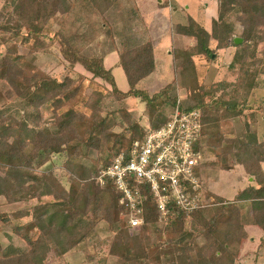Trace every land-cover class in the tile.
<instances>
[{
    "label": "trees",
    "instance_id": "obj_1",
    "mask_svg": "<svg viewBox=\"0 0 264 264\" xmlns=\"http://www.w3.org/2000/svg\"><path fill=\"white\" fill-rule=\"evenodd\" d=\"M38 1L52 7L50 16H62L53 37L63 60L70 68L81 65L91 74L95 86L85 91L83 74L73 79L68 73L60 81L28 61V69L16 73L17 61L23 58L15 54V46L0 58V109L5 105L4 99L16 97L34 108L36 114L8 115V120L12 119L5 122V114L0 111V206L3 201L38 200L37 204L10 214L0 210V223L27 218L12 225L26 248L13 244L3 247L0 243V264H46L51 250L62 258L87 241L101 222L106 223L110 235L106 243H100L104 250L96 251L101 254L96 264H105L107 258L113 260L112 264H237L240 246L248 238L246 224L262 232L254 263L264 262V138L259 140L256 130L246 121L240 135L224 131L233 118L246 117L243 110L250 90L260 86L258 78L264 74V69L256 65L258 46L264 45V0H218L217 17L212 19L210 32L191 16L186 23H176L175 33L192 37L194 44L173 49L176 83L173 86L169 82L153 92L137 86L156 69L146 28L145 41L130 44L122 38L116 50L115 67L123 71L128 84L125 90L119 88L114 68L105 64L107 52L84 53L85 45L100 35L101 27L106 25V13L120 0ZM22 26L19 20L0 22L1 41L7 43L22 34ZM9 31L10 36H5ZM22 35L23 44L31 47L30 51L43 49L40 29L28 27ZM235 36L241 37L242 42L235 44ZM31 37L34 40L30 43ZM230 46L233 52L227 67L235 76L234 82L208 86L200 82L194 57H210L215 50ZM112 50L115 52V48ZM218 85L230 89L218 95ZM180 88L186 92V97L179 100L180 108L198 110L201 115L200 152L204 154L209 149L213 154V159L201 155L195 171L203 167L229 170L241 165L253 182L231 199L200 187L204 205L191 211L170 200L165 222L160 221L155 196L144 185L147 197L142 204L143 222L130 227V210L119 202L121 193L112 180L101 184L98 176L116 154L129 153L135 140L144 139L169 119ZM130 96L144 102L146 125L132 121L124 107L117 110L120 121L116 117L109 119L107 100L121 101ZM45 110L52 115L48 124L42 115ZM116 125L123 127L118 133L113 131ZM94 150L100 155L91 164L83 162ZM106 151L109 153L103 158L101 154ZM53 155H64L70 165L68 189L60 185L52 167H45Z\"/></svg>",
    "mask_w": 264,
    "mask_h": 264
},
{
    "label": "rangeland",
    "instance_id": "obj_2",
    "mask_svg": "<svg viewBox=\"0 0 264 264\" xmlns=\"http://www.w3.org/2000/svg\"><path fill=\"white\" fill-rule=\"evenodd\" d=\"M162 1L167 2L168 8H158L157 3ZM182 5V6H181ZM187 5L190 8L187 9ZM149 6H151L149 8ZM172 6L178 7V13L175 15L172 13ZM181 6V7H180ZM194 6V7H193ZM217 6L218 0H120L118 5L111 8L106 13V25L101 27V33L85 45L84 53L87 55H103L105 56V64L107 67H114L116 62V50L119 47V43L122 38L128 39L130 44L140 43L146 40V32L144 31L146 23L150 27L155 29H161L160 31L166 32L169 36V46L167 42L163 45L169 47V50H173V46L177 45L178 48L182 46H190L188 43H193V39H188L185 42L179 39L172 44V36L175 33L174 22H185L187 15H192L197 23L201 24L208 32L211 31L212 19L217 17ZM52 7L40 3L38 0H0V22L10 20L14 23L15 20H19L23 24L21 28L22 34H25V30L29 28H36L41 30L42 36L40 40L44 42L43 49L31 50V47H27L23 44L22 37L20 34L11 38L7 43H3L1 40L0 33V58L7 53V50L11 46H15L16 53L23 59L17 61L19 67L15 70L16 73H21L28 69L27 61L38 68L40 71L45 72L58 80H63L66 74H70L73 79H77L80 74L86 77L84 81L85 91H89L92 84L90 79L91 74L86 72L83 67L76 64L73 68L68 66V63L63 60L59 52L57 40L54 39L53 35L60 28L61 15H52ZM196 10V11H195ZM195 11V12H194ZM156 21H155V20ZM164 19V20H163ZM158 20L162 21L163 24L157 23ZM148 25V24H147ZM236 28L241 27L240 23H236ZM11 32H7L4 35L10 36ZM238 37V36H237ZM34 38L29 39L30 43L33 42ZM171 43V44H170ZM40 46V44H39ZM181 46V47H182ZM115 48V52L114 49ZM113 51V52H112ZM233 47L230 46L226 49L215 50L212 56L207 57L205 55H197L194 57L196 64V71L200 82L208 85L215 83H232L235 80V76L232 75L228 69V65L231 61ZM258 60L256 65L259 68L264 69V45L258 46ZM172 62L166 63L165 53L162 55L158 54V65L162 66V73L160 74V80H154L149 83L143 82L138 83V87L146 89L149 92L158 90L168 82H171L174 86L175 82V67L171 65ZM164 64V65H163ZM166 64V65H165ZM173 64V63H172ZM114 75L119 88L124 90L128 84L124 77L123 71L117 68L114 71ZM260 86L250 90V95L247 99V107L243 110L246 117H235L230 121L229 126H224V131H231L235 136L243 133V126L245 121L251 125L253 130H256L257 137L259 140L264 138V74L259 76ZM97 82V80H95ZM101 84L103 81L98 80ZM103 85V84H102ZM108 86V85H106ZM158 86H160L158 88ZM109 87V86H108ZM219 89L217 94L226 93L230 88H225L223 85H218ZM3 91L4 88L2 87ZM185 94V95H184ZM179 99L186 97L185 90L178 91ZM5 105L0 109L5 114V122L8 120V115L19 117L23 112L36 116L34 108L31 106H25L20 99L16 97L4 99ZM125 108L130 114L132 121H137L141 125L148 123L147 113L145 110L144 102L140 98L130 96L122 99L121 101H110L107 100V112H110L109 119L116 117L115 120L120 121L117 110ZM82 109H84L82 107ZM114 112V113H112ZM46 123L52 122V115L49 110H45L42 113ZM255 121V122H253ZM125 122V121H124ZM125 125V123H124ZM122 126L116 125L113 127V131L118 133L122 130ZM209 149L204 151L203 158L213 159V154L210 153ZM109 152L106 151L101 156L105 158ZM100 154L97 151L89 153V158L82 159L83 162L91 164ZM67 160L64 155H53L52 160L46 163L45 167H52L53 173L59 181L60 185L65 189L69 187V170ZM263 166V165H262ZM199 173L201 189L210 190L225 199H231L235 193L242 188L243 184L253 182V179H249L248 175L243 171L241 165H235L229 170H215L209 168L197 169ZM250 181V182H248ZM43 199L50 200V197H44ZM38 200L30 199L28 202L19 201L15 203L2 202L0 210L10 214L15 210L21 208L30 207L37 204ZM167 215H161L160 221H166ZM27 218H12L10 224L0 223V243L3 247L9 244H13L22 249L26 248L25 242L13 231L12 225L21 224L25 222ZM162 224V223H161ZM248 232V238L241 244L237 264H264L263 261H257L254 263V257L257 251V245L260 236L262 235L261 230L251 224H246ZM109 231L107 225L104 222L98 224L95 229L89 234L87 241L80 243L70 251H68L62 258H58L55 253L51 250L46 259V264H96L101 254H96L99 250L101 253L104 250V246L100 243L108 240ZM95 246V247H94ZM88 252V253H87ZM89 254V255H87ZM88 256L91 261L87 262ZM113 260L110 258L106 259L105 264H112Z\"/></svg>",
    "mask_w": 264,
    "mask_h": 264
},
{
    "label": "built area",
    "instance_id": "obj_3",
    "mask_svg": "<svg viewBox=\"0 0 264 264\" xmlns=\"http://www.w3.org/2000/svg\"><path fill=\"white\" fill-rule=\"evenodd\" d=\"M174 107L169 119L151 130L142 140H135L129 153L116 154L102 169L98 181H113L121 193L120 203L129 208L130 227L142 224V204L147 185L156 198L161 215H167V203L186 211L203 206L200 181L195 167L201 158V115L198 110Z\"/></svg>",
    "mask_w": 264,
    "mask_h": 264
},
{
    "label": "crops",
    "instance_id": "obj_4",
    "mask_svg": "<svg viewBox=\"0 0 264 264\" xmlns=\"http://www.w3.org/2000/svg\"><path fill=\"white\" fill-rule=\"evenodd\" d=\"M178 1V0H177ZM163 2V1H162ZM161 2V3H162ZM160 4V3H159ZM157 6H159L158 8H164V7H166V8H168L169 7V5H157ZM182 6V5H181ZM180 6V7H181ZM151 6H149V8H150ZM187 7V9H189L190 8V5H187L186 6ZM194 7V6H193ZM171 10H172V13L174 12V14L176 13H178L179 11H178V7H176V6H172V8H170ZM191 9V8H190ZM196 11V10H195ZM194 11V12H195ZM175 14V15H176ZM188 16H191L192 18H193V16L192 15H187V17ZM187 17H186V20H187ZM194 20H195V18H193ZM155 20V19H154ZM157 20V19H156ZM155 20V21H156ZM164 20V19H163ZM197 21V20H196ZM151 23V20H150V22L149 23H146V27H147V35H148V38L152 41V44H153V48H154V59H155V64H156V69L150 74V75H148L147 77H145L144 79H142L140 82L141 83H143V82H146V83H149V82H151V81H154V80H160V74L163 72L162 71V69H161V67L162 66H159L158 65V54L159 55H162V53L164 52L165 53V58H166V63L168 62V61H170V62H172L171 63V65H173L174 67H175V61H174V59H173V53H172V51L173 50H169V47H167V46H169V36L167 35V33L166 32H162V31H160L161 29H158V27H156L155 29H153L152 30V28L150 27V24ZM157 23H161V24H163V22L162 21H160V20H158V22ZM176 23H186V21L185 22H174V24H176ZM148 24V25H147ZM179 39L180 40H182L183 42H185L186 40H188V39H193L192 37H188V36H185V35H181V34H177V33H174L173 34V36H172V39H171V41H172V44H173V42H175V41H179ZM194 40V39H193ZM167 42V46H165V45H163V43L165 44ZM171 44V43H170ZM189 45H192V44H194V42L193 43H188ZM174 45V44H173ZM182 46V45H181ZM180 46V47H181ZM178 46L177 45H174L173 46V48L172 49H174V48H177ZM183 47V46H182ZM117 58V57H116ZM116 60V59H115ZM164 65V64H163ZM166 65V64H165ZM111 67V66H110ZM114 69H113V72L117 69V67H115V64H114V67H113ZM169 83V82H168ZM160 86H158V88H159ZM121 89H123V88H121ZM180 90H183V89H178V91H180ZM153 91H155V90H153ZM185 95V94H184ZM262 169L264 170V163H262ZM250 179V178H249ZM248 182H250V181H248ZM249 183H247V184H243V186H242V188H244L246 185H248ZM242 188H240V189H242Z\"/></svg>",
    "mask_w": 264,
    "mask_h": 264
},
{
    "label": "water",
    "instance_id": "obj_5",
    "mask_svg": "<svg viewBox=\"0 0 264 264\" xmlns=\"http://www.w3.org/2000/svg\"><path fill=\"white\" fill-rule=\"evenodd\" d=\"M242 38L241 37H237V36H235L234 38H233V42L235 43V44H239V43H241L242 42Z\"/></svg>",
    "mask_w": 264,
    "mask_h": 264
}]
</instances>
